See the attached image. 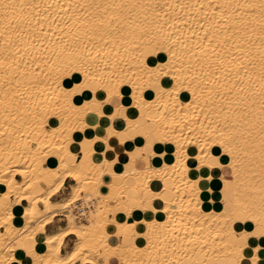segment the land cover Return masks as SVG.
Masks as SVG:
<instances>
[{
    "label": "bare ground",
    "instance_id": "bare-ground-1",
    "mask_svg": "<svg viewBox=\"0 0 264 264\" xmlns=\"http://www.w3.org/2000/svg\"><path fill=\"white\" fill-rule=\"evenodd\" d=\"M112 258L264 264V0H0V264Z\"/></svg>",
    "mask_w": 264,
    "mask_h": 264
},
{
    "label": "crops",
    "instance_id": "crops-1",
    "mask_svg": "<svg viewBox=\"0 0 264 264\" xmlns=\"http://www.w3.org/2000/svg\"><path fill=\"white\" fill-rule=\"evenodd\" d=\"M120 135L124 136L125 134H123V132L120 131ZM111 140L114 141L115 139L111 138ZM76 154H77L76 155L77 157L81 156V152L78 151V150L76 151ZM120 159L121 158H118V160H120ZM110 177H111V179H110ZM102 180H103L104 183H108L110 180L118 181L119 179L116 176H112V175L110 176V174L104 173L102 175ZM74 181L75 180L72 177L67 176L65 178V180H64V184H63L62 188H60V190L57 193H55L52 196V198L60 199L63 196L67 195L69 193L71 185H72V183H74ZM206 184H208V182ZM228 196H229V194L226 195L227 198H228ZM25 202H26V200H22V203H25ZM134 211L130 214V216L127 217V219H129V218L137 219V218H140L141 216H143L144 214H146L147 216H151V212L149 210L146 211V212H143V211H141L139 209L138 210L135 209ZM64 212H65L64 210H58V212H56V214L54 215L53 220H51L50 222H48L46 224V230L47 231L57 230L59 227L65 226L67 224L66 212L65 213ZM63 214H65V215H63ZM157 215L160 217L161 214L158 213ZM75 239H76V235L74 233L70 232V234L69 233L66 234L64 236V239H63V243H62V246H61V251L62 252H66L67 250H69L71 248V246L73 245ZM130 240H131L130 236L125 237V241L128 242ZM117 259L118 258H112L111 263L112 264H119L118 263L119 260H117ZM85 264H90V263L86 262Z\"/></svg>",
    "mask_w": 264,
    "mask_h": 264
},
{
    "label": "rangeland",
    "instance_id": "rangeland-1",
    "mask_svg": "<svg viewBox=\"0 0 264 264\" xmlns=\"http://www.w3.org/2000/svg\"><path fill=\"white\" fill-rule=\"evenodd\" d=\"M74 151L76 152L77 149H74ZM76 155H77V154H76ZM17 177H18V178H22L21 175H17ZM13 195H14V194H12L10 197L12 198V200H13V199L15 200V198H14L15 195H14V196H13ZM16 198H17V197H16ZM14 200H13V201H14ZM25 203H27V201H26ZM58 210H64V209H58ZM76 210H78V208H76ZM64 211L66 212V210H64ZM66 218H67V217H66ZM78 219L81 220V221H86V220H85V217H84V216H81V215L78 216ZM94 254H95V255H94ZM94 254H93V256L97 257V258L99 259V261L102 262V258L100 257V256H101V252H97V253H94ZM80 261H81V260L78 259L76 262L79 263Z\"/></svg>",
    "mask_w": 264,
    "mask_h": 264
}]
</instances>
